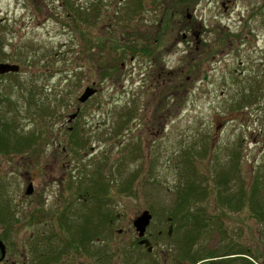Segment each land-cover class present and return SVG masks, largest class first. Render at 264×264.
I'll return each mask as SVG.
<instances>
[{
    "label": "rangeland",
    "instance_id": "1",
    "mask_svg": "<svg viewBox=\"0 0 264 264\" xmlns=\"http://www.w3.org/2000/svg\"><path fill=\"white\" fill-rule=\"evenodd\" d=\"M74 1L86 13L99 5V16L92 24L72 25L62 0H0V18H5L0 59L20 66V72L1 79L0 95L8 104L0 110L7 109L4 119L17 131L12 134L10 129L7 136L19 149L16 154L2 153L1 161L7 163L11 156L30 161L37 171L56 157L53 141L58 139L59 160L72 164L66 173L81 163L92 169L94 163L99 181L108 183L107 191L97 193L109 197L106 206L112 214L95 246L104 250L107 243L132 240L137 232L134 219L149 210L148 230L162 231L154 239L160 264H174L172 256L183 249L185 234L192 236L189 231L195 229L190 224L185 227V215L175 210L177 187L185 184L187 176L193 177L184 167L190 155L199 167V179L210 187L206 210L190 211L198 219L204 215L207 224L201 226L192 255L216 257L244 248L264 259V221L250 217L256 205L257 211H264V0H225L228 9L218 4L205 7L212 32L198 50L182 36L191 12L186 0H173V4L144 0L136 12H124L132 6L131 0ZM143 33L160 38L155 54L160 52L161 59L168 61L173 53V86L183 81L173 87V95L169 88L149 89L140 79L142 62L152 56L138 54L145 40L154 38L138 40ZM98 37L116 41L112 49L102 48L93 43ZM127 40L139 46L136 54L118 47L117 42ZM188 76L192 80L187 82ZM88 86L97 92L81 102L79 97ZM78 106L82 115L76 124L88 142L82 149H72L74 134L67 126L72 114L78 116ZM60 124H66L63 130ZM44 127L50 129L49 145L40 137ZM18 143H23L21 148ZM219 171L230 181L214 188ZM242 188L246 208L237 201ZM46 201L51 203L52 197ZM61 203H68L67 198ZM98 204L105 208L101 200ZM26 207L34 214L35 203ZM77 213L67 214L66 224L98 226V211ZM170 225L172 233L167 236ZM120 228L127 235L119 234ZM36 233L34 225L33 240ZM70 235L64 234V240L73 241ZM220 258L205 264H244V258Z\"/></svg>",
    "mask_w": 264,
    "mask_h": 264
},
{
    "label": "flooded vegetation",
    "instance_id": "2",
    "mask_svg": "<svg viewBox=\"0 0 264 264\" xmlns=\"http://www.w3.org/2000/svg\"><path fill=\"white\" fill-rule=\"evenodd\" d=\"M62 1L66 4L64 0ZM134 1L136 0L129 1L132 6L125 8L124 12H129L132 9L138 10L144 0L138 7L134 6ZM171 1L173 4V0ZM228 1L229 3L232 2V0ZM211 4H214V7L217 4L221 5L225 9L229 7L225 0H186L187 10H191V12L187 14V26L182 36L188 43L193 44L191 46H194L196 50L201 48V45L203 48L205 47V35L212 32L209 24H206V17L203 12V9L205 7L209 8ZM171 14L173 17V6ZM93 21L94 19L91 23ZM4 22L5 18H0V38L1 30L5 28V26H2ZM144 38L147 40L153 39H150L152 42L145 40L141 54H138L140 56L144 55L145 58L152 56L141 64L144 69L140 72L142 83L147 84L149 89L169 88L173 95V87L183 85L182 81V84L173 86V75L175 74L173 72V53L168 61L161 59L160 52L155 54V51H158L160 38L157 35L145 33L139 34L137 37L138 40H144ZM146 48H150V50ZM1 62L4 61L0 59ZM196 72L197 70H193V73ZM9 74L14 75L16 73H0V91L2 90V77ZM207 78L205 77V79ZM188 80L192 79L188 76L187 82ZM2 104L7 105L8 100L0 95V106ZM77 110L78 116L67 126L70 131H74L78 127L76 121L82 115V107L78 106ZM6 111L7 109L3 112ZM3 112L0 110V139L3 133L4 135L9 134L8 131L13 126L11 122L4 119ZM65 126L66 124L59 125L62 130ZM49 130L46 127L41 131L39 130L40 137L45 138L48 145L50 144L48 140ZM34 132L36 130L31 133ZM61 133L62 131L57 132V135ZM34 136L36 137V135ZM53 143L55 147L52 153L56 157L53 161L45 162L37 171L33 169L32 162H20L12 156L9 162H2V153L16 154L15 152H18L19 149L11 145L2 150L0 145V264H160V257L155 250L158 241H154V239H157L155 236L161 235L162 231L151 232L148 227L144 236L140 237L138 232H133L132 240L129 237L126 240L107 243L105 249L102 250V248L95 246L96 237L98 236L95 229H92V227L84 229L82 226L79 227L80 225L73 226L72 224L69 226L66 224L65 217L72 212H78L77 214L80 216L82 212L85 215H92L97 211L109 215L112 213L106 206L109 197L97 193L99 186L106 184V181L102 179L103 181H100L102 184H98V169L94 167V163H92V169H89L87 163H81L79 167H75V169L73 168V170H69V173H66V170L72 164L59 160L61 154L60 143L58 139ZM65 150L66 147L63 146L62 151L65 152ZM105 190L107 191V189ZM49 197H52L51 203L46 201ZM29 198L32 199L31 202L28 200ZM64 198H67L68 203L63 205L61 202H64ZM43 199L44 202L40 203ZM99 200L102 201L105 208L98 204ZM33 203L36 204L34 214L26 207ZM250 217L256 222L260 221L262 223L264 221V211H251ZM69 220L68 223L71 222L72 218ZM42 222L45 223L43 226ZM34 225H36L37 233L33 240L31 233ZM26 233H30V236H27ZM69 233H71L70 237L73 238V241L64 240L63 235ZM118 233L127 235L122 228L118 229ZM143 239H148L149 244L141 243ZM67 247L68 250L71 248L72 254L66 251ZM241 252L243 253H240L239 250L231 252V254L207 257L202 262L205 264V262L215 261L216 258L221 257L220 259L235 258L232 259L234 261L237 258L240 260L244 258V264H264V259L259 253L253 252L250 254L244 248ZM202 262L197 264H202Z\"/></svg>",
    "mask_w": 264,
    "mask_h": 264
},
{
    "label": "trees",
    "instance_id": "3",
    "mask_svg": "<svg viewBox=\"0 0 264 264\" xmlns=\"http://www.w3.org/2000/svg\"><path fill=\"white\" fill-rule=\"evenodd\" d=\"M66 2V6L69 9V13L72 15V25H74L75 27H78L79 25L82 24H92V20L99 16V5H95L93 6V12H84L82 7L79 5H76L74 0H64ZM143 0H136L134 1V6L138 7L139 4L142 2ZM137 9H132L129 12H136ZM114 41H116L114 38H102V37H98V38H94L93 43L95 42L98 46H102V48H111V45H114ZM114 42V43H113ZM4 43L5 40H1L0 41V45L2 46V48L0 47V51L4 54ZM122 43V44H121ZM117 44H119L118 47L122 48V50H130L133 51L132 53H135V51L137 52L139 50V46L137 45V43H135V41L132 42V40H127V41H120L117 42ZM131 44V45H130ZM113 49H116V47H114ZM143 49V48H141ZM148 50H150V48H146ZM136 54V53H135ZM19 58L24 59V55L20 56ZM13 131L11 132L12 134H16V130L15 128H10ZM74 135L72 136L71 139V143L72 149H82L84 147H86L87 142H88V138L86 137L85 133L83 131H79V128L76 127L75 130L72 132ZM10 134V132H9ZM7 134V135H9ZM7 135H4V133L2 134V137L0 139L2 147L6 148L7 146H11L12 141L8 138ZM19 136V135H18ZM34 139L36 137H33ZM23 143H18V146H20V148L22 147ZM210 150V147H208ZM234 159V157H233ZM232 159V161H233ZM188 161H190V164H188ZM184 167H185V171L187 173V171L189 170L191 172V174H193L192 178H189V176H187L186 178H188L185 181L184 185L179 184V186L177 187V195H176V207L175 210H177L176 212H183L184 216V223H185V227H189L188 225H192L195 229L192 231H189L192 236L189 233L185 234V242H184V247L183 249H181V247L179 248V250H177L176 253L173 254L172 256V260L174 262V264H179L183 262V260H192V263L190 264H197L198 261L200 260H205L207 257H213V255H209V256H199L197 258H195V256L192 255L194 247H195V243L197 242V237L199 236L200 232H201V226L202 225H207L206 222L204 220H206V217L204 215L203 219L202 216L200 215V218L198 219L197 217H193L194 215L190 216V211H194L196 208L199 210L198 212H202L204 210H206V204H204L205 200L208 198L207 196L210 194V187L209 185L203 184V179H199L198 173L199 172V167L197 165L196 160H193L192 157H190V155H188L187 157V162H184ZM235 166V165H232ZM102 169V166H101ZM99 170V168H98ZM221 172V175L217 177V179H215V185L214 188L221 187L224 184H227L230 181V178L227 175H223L226 173H223V171H219ZM98 178V177H97ZM206 178V177H204ZM99 181V178H98ZM99 185L102 184L100 181L98 183ZM107 182L106 184H102V186H99V190H105V187L107 186ZM244 193H243V192ZM241 194L243 193V195L241 197L238 198L237 201H239V203L241 204V206L243 208H246L248 203H247V199L244 197L245 194V190L244 188H242ZM239 192V193H240ZM217 199H219V197H216ZM256 200V199H255ZM234 206H236V204H234ZM257 208V205L255 206V210ZM263 211L261 208L259 209V211ZM100 216L99 217V221L96 222L95 224L98 225L95 229L96 233H101L103 230V226H105L107 224V220L109 218V214H105L102 212H99ZM199 215V214H198ZM263 216V215H260ZM86 224H91V220L88 218V220H86ZM86 225L84 224L82 226V228L86 229ZM82 230V229H81ZM83 231V230H82ZM167 236H169V228L167 230ZM198 234V235H197ZM166 235V234H165ZM232 251H228L227 252H223L224 254H231ZM240 253L241 252L240 250ZM213 261V260H211Z\"/></svg>",
    "mask_w": 264,
    "mask_h": 264
},
{
    "label": "water",
    "instance_id": "4",
    "mask_svg": "<svg viewBox=\"0 0 264 264\" xmlns=\"http://www.w3.org/2000/svg\"><path fill=\"white\" fill-rule=\"evenodd\" d=\"M20 71V66L16 63L10 62H1L0 63V73L5 74L8 72H18ZM97 89L93 88V86H88L82 95L79 97L81 102H85L94 94H96ZM77 116V113L72 114L70 117V121H72ZM152 221V214L149 210H144L137 218L134 219L133 225L135 226L136 231L140 237L144 236L148 226L151 224ZM173 226L170 225L169 227V234L172 233ZM148 239L141 240V243L149 244Z\"/></svg>",
    "mask_w": 264,
    "mask_h": 264
}]
</instances>
